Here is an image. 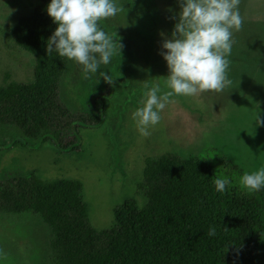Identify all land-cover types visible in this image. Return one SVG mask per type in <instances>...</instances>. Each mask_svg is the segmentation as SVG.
I'll use <instances>...</instances> for the list:
<instances>
[{"label":"rangeland","instance_id":"374dc122","mask_svg":"<svg viewBox=\"0 0 264 264\" xmlns=\"http://www.w3.org/2000/svg\"><path fill=\"white\" fill-rule=\"evenodd\" d=\"M36 2L0 0V86L34 76L36 57L18 44L16 28L18 19ZM116 3L122 10L99 26L119 33L115 46L119 54L114 52L110 63L101 64L87 79L82 66L69 60L61 82L62 99L79 112L88 111L90 99L109 87L103 121L78 126L75 138L70 133L61 136V145H69L66 148L55 140L38 141L16 127L0 125V179L35 172L45 181H80L88 217L96 229L111 227L114 209L125 200L143 205L138 183L149 157L164 152L206 157L219 173L225 169L223 159L243 173L264 167V126L256 127L254 122L257 113L264 118V0H240L243 25L233 30L234 43L227 56L231 84L221 92L171 97L159 123L149 127V136L140 134L132 114L151 87L169 91L165 80L170 72L160 55L167 50L162 49L160 33L171 36L176 23L171 17L180 11L179 0ZM101 71L114 83L100 77ZM241 177L234 173L237 185L233 186L242 187ZM51 237L39 214L0 212V264H54Z\"/></svg>","mask_w":264,"mask_h":264},{"label":"trees","instance_id":"16d2710c","mask_svg":"<svg viewBox=\"0 0 264 264\" xmlns=\"http://www.w3.org/2000/svg\"><path fill=\"white\" fill-rule=\"evenodd\" d=\"M50 2L37 0L18 19L17 42L37 65L31 80L0 86V125L62 146L61 136L75 138L78 126L103 121L110 90L93 96L88 111L64 102L61 82L69 59L47 54V39L58 27L47 13ZM106 34L116 46L119 33ZM222 165L226 170L219 173L206 157L172 152L147 158L138 183L143 205L125 200L106 229L91 225L80 181H45L35 172L0 179V212L39 214L52 234L54 264H264V187L250 192L233 186L234 173H244L227 159ZM216 177L230 181L223 193L215 190ZM210 226L216 227L213 237L206 235Z\"/></svg>","mask_w":264,"mask_h":264},{"label":"clouds","instance_id":"9594fccd","mask_svg":"<svg viewBox=\"0 0 264 264\" xmlns=\"http://www.w3.org/2000/svg\"><path fill=\"white\" fill-rule=\"evenodd\" d=\"M239 4L240 0H179L180 11L171 17L176 20L171 36L160 33L162 49L167 50H162L160 55L170 72L165 80L169 91L162 92L160 86L155 85L144 93L142 106L132 114L141 135L151 134L149 127L159 123L160 113L171 97L221 92L231 84L227 76V56L234 43L233 30L239 31L243 25ZM121 10L116 0H51L47 13L58 27L47 39L48 56L55 51L60 57L75 61L82 66L85 79L90 73H97L101 64L110 63L115 51L113 37L102 30L99 22L114 17ZM99 75L109 84L114 83L106 72L101 71ZM254 122L256 127L264 126L260 113L255 115ZM212 182L220 193L230 184L222 177ZM240 184L250 192L261 190L264 167L245 172ZM206 235L215 236L216 227L210 226Z\"/></svg>","mask_w":264,"mask_h":264}]
</instances>
